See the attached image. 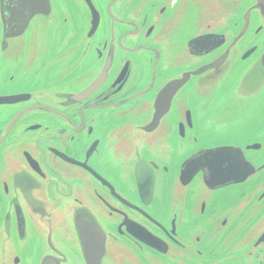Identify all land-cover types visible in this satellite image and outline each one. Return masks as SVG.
I'll return each mask as SVG.
<instances>
[{
  "label": "water",
  "instance_id": "water-1",
  "mask_svg": "<svg viewBox=\"0 0 264 264\" xmlns=\"http://www.w3.org/2000/svg\"><path fill=\"white\" fill-rule=\"evenodd\" d=\"M71 6L83 15L80 46L88 47L102 28L91 0H0V115L17 110L10 121L38 108L29 105L42 98L40 93L7 92L34 80L36 72L44 78V59L51 61L45 75L51 80L59 77L66 61H74L76 69L82 60L95 61L91 72L77 78L81 84L76 94L64 96L67 103L84 100L106 82L112 49L101 69L96 67L101 51L96 57H77L74 39L79 27ZM130 8L138 15L151 11L145 35L163 51L168 72L150 99V112L139 115L145 120L139 130L123 132L117 147L110 130L102 148L104 161L100 151L94 163L112 177L129 179L137 203L85 162L51 150L50 165L62 175V185L32 146L21 153L12 146L4 159L14 180L11 190L17 193L0 227V264H149L147 254L161 258L154 264H188L194 253L145 210L166 211L171 188L176 201L186 204L187 190L192 189L193 195L202 196L191 203L203 216L205 200L214 203L217 197L243 193L264 178L262 141L251 136L264 125V0H132ZM123 65L114 81L128 76L130 64ZM210 121H222L226 135L220 143L191 147L187 141L199 140L198 125ZM28 124L27 131L40 129ZM259 134L264 137V127ZM94 142L87 153H95ZM167 148L178 151L173 179L161 176L169 173L168 165L142 157ZM255 205L258 211L253 206L244 219L251 227L240 241L242 249L264 246V185ZM169 220L174 232L175 218ZM46 232L52 234L47 241L50 253L40 254L43 249L29 254L30 242Z\"/></svg>",
  "mask_w": 264,
  "mask_h": 264
},
{
  "label": "flooded vegetation",
  "instance_id": "flooded-vegetation-1",
  "mask_svg": "<svg viewBox=\"0 0 264 264\" xmlns=\"http://www.w3.org/2000/svg\"><path fill=\"white\" fill-rule=\"evenodd\" d=\"M91 2L97 9L102 28L94 34L88 47L80 46L85 26L82 21L83 15L71 6L74 25L77 23L79 27L74 42L80 50V55L77 57H84L85 54H93L96 57V51H101L102 59L96 63L98 69H101L104 58L109 54L110 48L112 49L113 53L107 67L108 77L100 90L84 100L67 103L64 96L73 97L76 94V89L81 84L77 78L86 72H91L89 68L95 64V61L82 60V66L78 69L74 67V61H66L65 68L59 72V77L51 80L45 77L48 75L51 61L44 59L42 65V69H45L44 78L39 77V73L36 72L34 80L7 92L29 91L40 93L42 98L37 97L36 102L29 105L38 107L36 110L22 114L16 121H10L18 112L15 109L0 115V227L4 225L9 204L17 193L11 190L14 180L6 168L7 162L4 159L5 153L12 146H17L20 153L23 152V147L32 146L42 163L61 178L62 183L57 181L58 184L63 185L64 180L62 175L50 165L54 160L51 150H57L73 161L85 162L107 180L119 194L136 202V192L129 179H123L119 175L118 178L112 177L94 162L97 161L102 148L107 145L110 130L115 132V147L122 140L123 132L139 130L141 123L145 121L140 119L139 115L150 112V99L156 87L164 79L168 68L163 51L155 45L151 35H145L151 25L150 10L144 11L141 15L132 12L130 8L132 0H91ZM62 10L61 8L58 12V17L63 15ZM67 14L70 17L69 13ZM90 16L88 14L85 18L89 19ZM124 62L130 64L128 76L123 82H118L123 75L114 81ZM182 70L183 67L179 68V71ZM28 123L30 125L36 123L40 125V129L35 132L27 131ZM94 141H97L95 153L89 154L88 149L95 143ZM156 150L148 154L144 153L142 157L152 163L168 165L169 173H161V176L173 179L172 171L178 151L172 148ZM100 158L104 161L103 151ZM159 173L160 170L157 174ZM263 185L264 178H259L253 187L243 193L235 192L225 197H217L214 203H208L210 199L205 200L207 211L203 216L199 215L195 204L191 203L192 198L198 199L202 196L193 195L192 189L187 190L186 204L176 201L175 188L174 190L171 188L170 204L166 211L158 213L154 208L144 210L166 227L168 233L172 234L181 246L194 253L188 264H264L262 244L247 249L239 246L244 234L249 231L247 229L251 227L250 224L244 223L247 211L257 203ZM161 201L159 199V202ZM170 217L175 218L174 232L170 231ZM108 226L114 227L112 224ZM11 227L16 238L18 235L16 216L11 217ZM51 235L50 232L42 236L37 235L29 244V254L34 256L39 250L44 249L40 254L47 256L50 253L47 241ZM55 246L60 249L59 244ZM24 254L25 251H22L21 257ZM156 259L161 260L159 257L147 254L149 264H154Z\"/></svg>",
  "mask_w": 264,
  "mask_h": 264
},
{
  "label": "rangeland",
  "instance_id": "rangeland-1",
  "mask_svg": "<svg viewBox=\"0 0 264 264\" xmlns=\"http://www.w3.org/2000/svg\"><path fill=\"white\" fill-rule=\"evenodd\" d=\"M200 126V127H199ZM199 127V129H198ZM197 127V130L195 132V135L199 139L198 141H187L191 147L199 146V145H210V144H217L220 143V140L223 139V137L226 135L222 130L226 128V125L222 124V121H210L207 123H200ZM207 127V128H205ZM264 127V125H260L256 130L251 132V136H256L257 139L262 141L263 150L262 154L264 155V137H262V134H259L261 128ZM198 130L201 131V134L199 136ZM199 136V137H198ZM253 210L255 212L258 211V206L254 205Z\"/></svg>",
  "mask_w": 264,
  "mask_h": 264
}]
</instances>
